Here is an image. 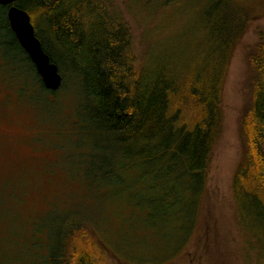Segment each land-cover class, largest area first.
<instances>
[{
	"label": "trees",
	"instance_id": "1",
	"mask_svg": "<svg viewBox=\"0 0 264 264\" xmlns=\"http://www.w3.org/2000/svg\"><path fill=\"white\" fill-rule=\"evenodd\" d=\"M140 1L170 15L182 14L188 25L187 44L177 50L152 46L145 53L135 51L111 0H15L14 5L28 14L43 51L63 71L58 69L61 78L70 76L77 85L74 114L88 131L90 147L97 149L88 157L93 171L107 183L115 182L120 173H132L129 180L171 197L170 205L182 203L183 208L160 210L158 200L142 197L148 213L158 219L173 218L188 203L194 217L221 132L228 61L246 26L264 14V0ZM0 7L18 50L10 52L7 78L14 81L19 76L21 88L32 87L41 95L45 89L9 29L6 7ZM192 25L196 31L191 33ZM247 62L248 103L239 119L242 149L230 192L244 241L243 261L264 264V36L257 38ZM29 99L36 100L34 95ZM118 172L112 179L110 175ZM187 226L193 230L195 223ZM93 231L88 223L69 224L58 241L59 252L52 254L54 264H110L106 246ZM245 235L261 253L251 245L255 255L245 256Z\"/></svg>",
	"mask_w": 264,
	"mask_h": 264
},
{
	"label": "rangeland",
	"instance_id": "2",
	"mask_svg": "<svg viewBox=\"0 0 264 264\" xmlns=\"http://www.w3.org/2000/svg\"><path fill=\"white\" fill-rule=\"evenodd\" d=\"M111 1L130 31L135 51L145 53L152 46L177 50L187 44L182 14L151 9L140 0ZM1 12L0 7V264H54L52 254L59 252L58 241L71 223L93 228L110 264H165L179 253L177 264H245L230 183L242 149L239 119L248 103L247 55L264 36V14L246 26L231 52L221 91V132L195 216L188 203L173 218L158 219L148 213L142 197L158 200L160 210L183 208L182 203L170 205L171 197L129 180L132 173H115L110 176L119 174L116 183H107L89 166L88 157L97 149L90 147L88 131L75 117L77 85L70 76H62L56 90L45 89L41 95L32 87L21 88L19 76L8 80L10 52L18 50ZM32 95L36 100L29 99ZM186 223H195L194 229ZM245 238L246 257L255 255L251 245L261 253L257 243Z\"/></svg>",
	"mask_w": 264,
	"mask_h": 264
},
{
	"label": "water",
	"instance_id": "3",
	"mask_svg": "<svg viewBox=\"0 0 264 264\" xmlns=\"http://www.w3.org/2000/svg\"><path fill=\"white\" fill-rule=\"evenodd\" d=\"M14 2L15 0H0V5L6 7L5 17L9 29L31 61L43 88L48 91L56 90L61 82L57 67L43 51L38 38L34 34L28 14L23 9L15 6Z\"/></svg>",
	"mask_w": 264,
	"mask_h": 264
},
{
	"label": "flooded vegetation",
	"instance_id": "4",
	"mask_svg": "<svg viewBox=\"0 0 264 264\" xmlns=\"http://www.w3.org/2000/svg\"><path fill=\"white\" fill-rule=\"evenodd\" d=\"M181 256H182L181 253L176 254V255H174L173 257H171L170 259L166 260L164 263H165V264H169L170 262H173L174 264H177L178 262H180V261H179V258H180ZM177 260H178V262H177Z\"/></svg>",
	"mask_w": 264,
	"mask_h": 264
}]
</instances>
